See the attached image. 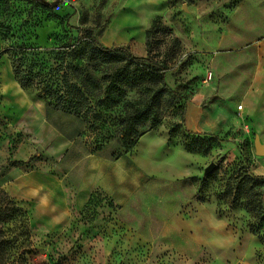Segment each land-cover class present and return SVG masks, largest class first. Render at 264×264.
<instances>
[{"label":"rangeland","instance_id":"obj_1","mask_svg":"<svg viewBox=\"0 0 264 264\" xmlns=\"http://www.w3.org/2000/svg\"><path fill=\"white\" fill-rule=\"evenodd\" d=\"M47 1L54 9L11 0L6 14L0 0V22H12L7 35L0 29V264H264V226L252 232L250 212L230 205L246 174L264 177L255 146L264 144V86L247 94L264 0ZM152 27V54L167 60L178 103L129 150L117 134L123 103L88 122L22 87L15 71L11 46H30L27 62L48 71L54 50L88 29L143 57ZM191 106L208 111V127L188 128Z\"/></svg>","mask_w":264,"mask_h":264},{"label":"trees","instance_id":"obj_2","mask_svg":"<svg viewBox=\"0 0 264 264\" xmlns=\"http://www.w3.org/2000/svg\"><path fill=\"white\" fill-rule=\"evenodd\" d=\"M30 1L36 6L54 9L45 0ZM10 7L11 0H3L2 8L6 14ZM11 24V20L7 19L0 22L1 32L7 35ZM153 28L147 31V55L143 57L132 55L123 46H104L91 29L81 39L69 36L66 43L54 50L56 60L48 71H42L43 65L39 62H27L34 61L30 46H11L14 62L19 63L15 64V71L22 87H39V94L47 104L79 115L88 122L99 117L102 111L116 109L123 103L118 115L117 134L126 150H129L137 142L143 126H158L163 107L178 103H175V90L166 81L167 60L152 54ZM66 63L72 64L71 74L64 68ZM60 66L64 68L62 73L58 71ZM89 66L103 73V83L89 73ZM135 88L141 89L142 94L138 98L126 100L128 92ZM174 133L175 128H171L169 135L173 136ZM246 175L245 182L249 186L243 188L244 182L239 181L238 190L231 194L230 205L235 207L242 204L252 215L251 231L259 233L264 226L263 191L260 188L264 185V177Z\"/></svg>","mask_w":264,"mask_h":264},{"label":"crops","instance_id":"obj_3","mask_svg":"<svg viewBox=\"0 0 264 264\" xmlns=\"http://www.w3.org/2000/svg\"><path fill=\"white\" fill-rule=\"evenodd\" d=\"M258 52H259L260 62L257 67L256 74L252 80L251 88L247 92V94H249L251 91H254V89L256 88H259V92H260V90L264 86V40L261 41V43L259 44ZM253 97H256V95H254ZM242 107H244V111H246L245 105H243ZM253 109H254V106L251 105L250 109H248V112L252 111ZM207 112L202 111V110L199 111L195 107H192V106L189 107L188 112H187L188 128L190 130L200 131V130H203L205 127H208L210 125V119H209L210 117L208 115L210 114ZM101 170L102 169H98L96 171L99 172Z\"/></svg>","mask_w":264,"mask_h":264},{"label":"water","instance_id":"obj_4","mask_svg":"<svg viewBox=\"0 0 264 264\" xmlns=\"http://www.w3.org/2000/svg\"><path fill=\"white\" fill-rule=\"evenodd\" d=\"M45 1H47V0H45ZM52 5L56 6V2H54ZM255 146H256V153L258 155H264V144L260 141L259 138L256 139ZM215 167H216V164L215 163H211L209 166L206 167L205 174H208L211 171H213Z\"/></svg>","mask_w":264,"mask_h":264},{"label":"built area","instance_id":"obj_5","mask_svg":"<svg viewBox=\"0 0 264 264\" xmlns=\"http://www.w3.org/2000/svg\"><path fill=\"white\" fill-rule=\"evenodd\" d=\"M212 76H213V72H208V74H207V79H212Z\"/></svg>","mask_w":264,"mask_h":264}]
</instances>
